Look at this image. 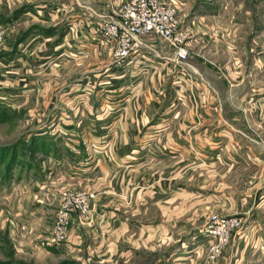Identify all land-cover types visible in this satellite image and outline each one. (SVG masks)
<instances>
[{"label":"rangeland","instance_id":"rangeland-1","mask_svg":"<svg viewBox=\"0 0 264 264\" xmlns=\"http://www.w3.org/2000/svg\"><path fill=\"white\" fill-rule=\"evenodd\" d=\"M170 1L179 9V28L189 55L180 69L181 79H168L166 94L173 95L176 109L211 111L213 124L228 127L224 133L226 141L230 139L231 149L223 157V163L208 170L194 169L195 165L169 158L144 170L152 173L148 176L150 181L162 180V186L168 188L161 205L168 206L169 210L174 205L184 207L181 220L187 225H183L182 231H190L191 222L200 228L197 230L200 234L215 219L240 221L239 227L229 229L224 244L221 234L204 233L210 245L204 247L201 264H217L221 258L225 259L223 264H264V0ZM24 10V7L0 9V24L8 28L4 49L0 51V264H81L66 248L67 241H56L58 238L54 241V226L63 194L93 191L66 188L59 196L53 197L49 192L47 196L45 192L46 196H40L43 201L38 200L35 194L43 193L35 181L48 179L44 176L48 173L42 170L46 167L42 161L51 151L50 142L61 144L57 151L63 156L62 146L69 134L48 132L37 136L36 133L39 126L53 123V127H59L61 121L68 119L71 124L80 123L79 127L85 128L86 115L92 112L94 119L101 123L91 131L87 128L83 133L77 131L82 136L80 142L88 160L96 158V164L98 161L111 163L116 156L111 142L117 146L121 133L112 139L110 133L102 132L115 118L103 116L100 105L104 104V110L111 106L105 98L112 92L107 74L111 64L115 65V46L108 44L100 52L79 59L72 52L65 67L33 65L19 69L16 63L2 71L8 67L1 65L3 57H14L24 43L29 44L40 36L43 40L52 38L49 43L52 44L63 40V34L69 29L65 23L54 25L41 17H22ZM148 42L155 47L153 40ZM157 43L163 47L162 52L174 55L165 42ZM34 69L37 83L29 79ZM161 72V76L169 74V70ZM119 73L117 70L115 74ZM194 76L206 83L198 85ZM152 78L150 73L142 80L143 96L152 92ZM63 81L69 89L64 93L72 95V102L65 106L71 115L68 119L60 116L62 102L57 101L55 108H50L53 92L63 87ZM82 82L87 83L86 87L79 86ZM30 84H33L32 90H29ZM127 85V92L124 86L118 92L136 91V81L131 80ZM157 92L163 94L159 88ZM79 96L87 97L88 101ZM119 108L125 112V107ZM138 185L142 187L141 182ZM153 198L145 197L149 200L145 220L150 223L162 218L157 207L159 201ZM43 204L46 206L42 208ZM137 255L133 264H150L155 260L154 253Z\"/></svg>","mask_w":264,"mask_h":264},{"label":"crops","instance_id":"crops-1","mask_svg":"<svg viewBox=\"0 0 264 264\" xmlns=\"http://www.w3.org/2000/svg\"><path fill=\"white\" fill-rule=\"evenodd\" d=\"M111 1L113 0H0V9L24 7L22 17H41L54 25L65 23L67 28L69 26L61 41L49 44L52 38L44 41L38 36V39L31 40L29 44L22 43L24 47H21L14 57H3L1 65L8 67H3L2 71L11 69L16 63L19 69H28L33 65L36 68L43 67L42 65L47 68L65 67L70 62L72 52L78 55V59L87 54L98 53V50L100 52L99 43L90 38L91 31L99 19L98 13L110 12ZM162 48L160 43L154 48L141 46L124 67L111 64L107 76L110 77L112 92L105 98L111 106L104 110V104L100 105L103 116L115 118L102 132L110 133L112 139L118 138L117 134L121 133L117 146L113 145V140L111 142L116 154L113 155L111 163L98 161L96 164V158L92 161L86 157L87 153L80 142L82 136L77 131L83 133L85 128L91 131L101 122H97L94 113L89 112L86 115L85 128L79 127L80 123L71 124L68 119V116L71 118L70 111L65 106L68 107L72 102V95L69 92L64 93L69 90L64 81L63 87L58 92H53L55 95L50 108H55V102H62L63 104L59 103L64 105L60 107V116L68 120L61 121L59 127H53V123H50L37 128V136H44L41 133L48 132L69 134L65 146H62L65 152L63 156H59V150L57 151L61 144L57 141L50 142L51 151L42 161L46 164L42 170L47 171L48 174L44 173V176L48 179L35 181L36 187L43 193L35 194L38 200L43 201L40 196L43 198L42 195L46 196L48 192L53 197L59 196L66 188L91 190L96 194L86 220L74 214L69 239L65 243L73 259L81 264H133L140 252L154 253L155 260L150 264L203 262L204 245L210 243L208 238L204 233L197 232L200 228L195 227L193 222L188 224L190 231L181 230L184 224L187 225L181 220L182 214L185 213L184 207L174 205L169 210L168 206L161 205L164 201L162 197L168 188L162 186V180L150 181L148 176L152 173L144 169L169 158L175 162L195 165L194 169L208 170L221 163L223 157L229 154L231 142L230 139L226 141L224 133L228 127L211 122L214 121L211 111H183L174 107L173 95L166 94L169 91L167 84L173 77L181 79L183 75L180 68L176 64L173 65L170 56L162 52ZM24 51L27 53H23ZM141 69H144L143 73ZM35 70L29 78L33 83L38 81ZM117 70L120 71L119 75L115 74ZM162 70H169V74L161 76ZM150 73H153V89L149 95L143 96L140 85ZM194 78L198 80V85L206 83L197 76ZM131 80L136 81V91L129 94L118 92L121 87H127ZM86 84L82 82L79 86L86 87ZM100 85L101 82L98 89L101 88ZM157 88L161 89L163 94L158 93ZM32 89L33 84L29 90ZM128 90L127 87L126 92ZM95 95L97 100L98 92ZM79 97L87 99L84 96ZM119 106L125 107V112H122ZM50 113L54 117V111ZM138 182H141L142 187ZM153 196L157 197L156 200ZM145 197L159 201L157 207L162 216L161 220L154 223L145 220V213L149 210V200ZM45 206L43 204L42 208ZM224 262L225 259L221 258L217 264Z\"/></svg>","mask_w":264,"mask_h":264},{"label":"built area","instance_id":"built-area-1","mask_svg":"<svg viewBox=\"0 0 264 264\" xmlns=\"http://www.w3.org/2000/svg\"><path fill=\"white\" fill-rule=\"evenodd\" d=\"M109 5L108 14H98L99 19L92 27L90 38L99 43L100 49L106 48L108 44L115 46L113 52L115 66L124 67L139 47H152L148 42L150 39L154 41L153 46L158 44V41L170 46L174 55L169 59L182 69V64L186 63L189 54L184 34L179 28V9L175 3L170 0H119L118 2L113 0ZM7 29L5 25L0 24V51L5 46ZM95 196L94 192L81 190L61 196L60 212L54 226V241L57 238L56 241H68L74 213H78L82 220H86ZM239 226L240 221L236 218L215 219L205 226L204 233L207 236L221 234L224 244L229 229ZM208 246L204 245V247Z\"/></svg>","mask_w":264,"mask_h":264}]
</instances>
